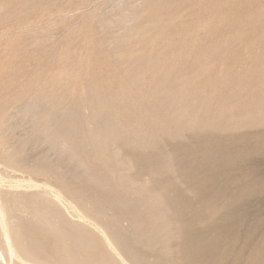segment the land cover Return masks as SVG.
<instances>
[{"label":"rangeland","instance_id":"374dc122","mask_svg":"<svg viewBox=\"0 0 264 264\" xmlns=\"http://www.w3.org/2000/svg\"><path fill=\"white\" fill-rule=\"evenodd\" d=\"M262 63L264 0H0V264H264Z\"/></svg>","mask_w":264,"mask_h":264},{"label":"bare ground","instance_id":"6f19581e","mask_svg":"<svg viewBox=\"0 0 264 264\" xmlns=\"http://www.w3.org/2000/svg\"><path fill=\"white\" fill-rule=\"evenodd\" d=\"M163 1V0H162ZM157 5V4H156ZM61 20V19H60ZM167 30V29H166ZM156 36V35H155ZM135 37V36H134ZM158 37V36H157ZM136 38V37H135ZM129 39V38H128ZM148 41V40H147ZM145 42V41H144ZM147 44V43H146ZM151 45V44H150ZM138 46V45H137ZM130 50V49H129ZM148 50V49H147ZM140 52V51H139ZM139 52H138V54H139ZM159 52V51H158ZM149 54V53H148ZM146 55V54H145ZM153 55V54H152ZM134 57V56H133ZM138 58H140V57H138ZM137 58V59H138ZM142 59H143V57H141ZM140 58V59H141ZM146 58V57H145ZM147 59V58H146ZM144 60V59H143ZM142 60V61H143ZM144 64H145V62H144ZM261 64V63H260ZM262 64H264V63H262ZM147 65V64H146ZM147 67V66H146ZM135 77V76H134ZM133 76H132V79L134 78ZM136 78V77H135ZM134 78V79H135ZM136 85V84H135ZM136 87V86H135ZM179 109V108H178ZM129 131H131V130H129ZM207 135V134H206ZM264 135V134H263ZM58 137V136H57ZM239 138V137H238ZM215 139V138H214ZM217 139V138H216ZM215 141V140H214ZM242 141V140H241ZM147 144V143H146ZM219 144V143H218ZM186 145V144H185ZM220 148V147H219ZM189 152V151H188ZM172 153V152H171ZM181 154V153H180ZM182 155V154H181ZM159 158V157H158ZM155 159V158H154ZM179 173V172H178ZM167 174H169V173H167ZM189 176V175H188ZM181 181V180H180ZM51 193V192H50ZM210 193V192H209ZM40 198H45V196H43V195H40L39 196ZM164 201V200H163ZM167 203V202H166ZM166 205H168V204H166ZM175 207V206H174ZM191 207H193V206H191ZM183 208V207H182ZM180 211V210H179ZM211 212V211H210ZM166 216H167V214H166ZM165 217V216H164ZM175 219V218H174ZM177 219V218H176ZM169 221V220H168ZM44 224V223H43ZM77 225H78V223H76ZM75 224V226L77 227V225ZM47 225H48V223H47ZM74 226V227H75ZM81 229H76V233L77 232H82V231H84V230H88V229H86L85 227H82L81 225H78ZM73 227V228H74ZM78 227V228H79ZM61 230V229H60ZM59 230V231H60ZM82 230V231H81ZM89 231V230H88ZM57 234V233H56ZM169 234V233H168ZM74 236V235H73ZM21 237H24L23 235H21ZM21 237H18V238H13L12 236L11 237H7L6 238V243H7V245H8V252H9V254L10 255H13V253L15 252L16 254H19V259L17 260V264L18 263H20V259H23L22 257H24V254L25 253H27L29 256H31L32 257V259H36V260H39V262L38 263H40V264H53V260H49L48 258L49 257H55L54 255H57L58 257L60 256V257H62V259H65V258H67V257H69V256H71V257H74V254L75 253H72V252H69L67 249H65L64 247H59V240L62 238V233H59V237H58V239L56 240V243H55V245H54V247L56 248L54 251H53V253L51 254V253H48V254H41V253H39L37 250H36V246H24V245H22V244H20V243H22V241H21V239H23V238H21ZM71 238V237H70ZM69 238V239H70ZM64 239V238H63ZM66 239V238H65ZM66 240H68V239H66ZM112 240H114L115 241V239H114V234H112ZM76 242V241H75ZM90 243V242H89ZM88 243V246H89V248H96L95 247V244H93V243H90L89 244ZM11 244H13V245H11ZM81 244V243H80ZM103 244H105V242H100V244L99 245H101L102 246V249H103ZM107 248V247H106ZM117 249L118 250H120L118 247H117ZM204 249V248H203ZM259 250V249H258ZM72 253V254H71ZM119 253H120V251H119ZM118 253V254H119ZM92 254V253H91ZM94 254V253H93ZM95 255V254H94ZM91 257V256H90ZM111 259H110V263L109 264H111V262H112V264H116L117 262H118V256H117V253H111ZM56 258V257H55ZM100 258V257H99ZM93 259V258H92Z\"/></svg>","mask_w":264,"mask_h":264}]
</instances>
